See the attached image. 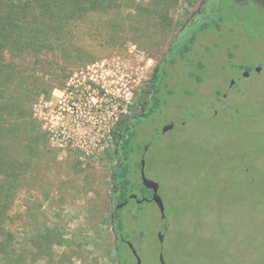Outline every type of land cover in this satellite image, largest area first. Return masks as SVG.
I'll return each mask as SVG.
<instances>
[{
    "label": "rangeland",
    "instance_id": "1",
    "mask_svg": "<svg viewBox=\"0 0 264 264\" xmlns=\"http://www.w3.org/2000/svg\"><path fill=\"white\" fill-rule=\"evenodd\" d=\"M120 4L88 15L64 49L15 62L13 96L23 107L20 120L5 124L9 139L1 156L18 167L22 184L3 209L0 245L16 250L24 264H122L114 225L115 141L140 112L139 96L159 61L219 8L228 16L221 30L199 35L188 55L195 66L179 61L170 69L162 111L138 126L137 142L147 144L138 160L157 184L164 212L152 202L131 204L122 212L124 232L136 250H145L148 264H157L159 251L164 264H264V79L243 81L244 96L232 110L222 105L215 117L211 109L225 80L217 85L221 65L230 52L237 62L244 59L229 29L242 34L234 39L247 48L246 60L255 46L253 62L260 64L264 14L253 5L231 13L227 0ZM96 24L105 28L101 34ZM32 125L45 135L35 154L25 135L14 142L9 134ZM4 180L0 169L1 185ZM48 232L53 244L41 240Z\"/></svg>",
    "mask_w": 264,
    "mask_h": 264
},
{
    "label": "trees",
    "instance_id": "2",
    "mask_svg": "<svg viewBox=\"0 0 264 264\" xmlns=\"http://www.w3.org/2000/svg\"><path fill=\"white\" fill-rule=\"evenodd\" d=\"M121 1L15 0L7 3L5 0H0V147L2 146L0 148V169L5 174L4 183L0 184V219L5 213H3V209L7 204H11L13 194L22 184L21 174H16L15 171L18 167L12 168L11 165H7L1 156L3 153L1 149L5 148L3 145H6L9 139L4 130L5 124L12 125L13 122L20 120L16 114L23 107L17 102L19 99L13 96L15 91L12 90V87L18 80L15 62L24 56L38 58L44 54H50L58 48L64 49L71 42L70 34L75 28L80 31L79 25H82L88 15L93 12L102 15V13L117 9L120 7ZM123 1L124 3L129 2V0ZM178 1L175 0V2ZM241 2L242 0H227V4H230L231 7L228 11L239 12L240 10H235L236 5L239 9L241 8V5H238ZM218 9V13L213 19H208L196 29H191L194 31H189L186 37L177 42L172 50L159 61L151 80L139 96L140 112L132 116L122 126L123 133L116 136L115 151L118 162L113 171V202L124 204V207L121 210H117L115 207L114 225L123 239H128L129 236L124 232L125 222L122 212L129 207L128 205L135 204V201H132L130 197L137 195L138 199L144 200L150 198L152 194V191L147 189L141 180L140 171L143 165L142 160H138V157L139 153L145 150L147 144H138V126L162 111V91L170 69L179 61L195 66L188 55L197 44L199 35L211 28L216 31L221 30V25L226 22L228 16H222L220 14L222 10ZM260 11H264V8H260ZM94 28L96 34H101L105 29L101 24L94 25ZM67 53L69 54V52ZM198 66L204 67L202 64ZM191 78L196 82H202V79L196 74L192 73ZM27 129L21 132L19 128L14 127L9 134L13 135L14 142H18V139L25 135L27 142L29 141L26 149L35 154L39 147L40 137L45 138V135L34 125ZM10 167L15 171L14 173ZM41 240L50 244L54 243L51 232L43 234ZM58 244L61 245L63 242ZM122 246L120 250L122 264H132L124 256L128 249L127 246ZM0 250L3 253L5 264H24L23 256L16 250H11L9 245L1 244Z\"/></svg>",
    "mask_w": 264,
    "mask_h": 264
},
{
    "label": "flooded vegetation",
    "instance_id": "3",
    "mask_svg": "<svg viewBox=\"0 0 264 264\" xmlns=\"http://www.w3.org/2000/svg\"><path fill=\"white\" fill-rule=\"evenodd\" d=\"M238 5H241V8H243V13L245 12L244 9L246 6L250 7L251 5H253V6H256V8L258 9V13L264 14V11H260V7H259L260 5L264 6V0H242V2L238 3ZM236 7L238 8L237 5H236ZM229 12H231V11H229ZM217 13L218 12L215 9V16ZM213 18L214 17H212L211 19H213ZM229 30H230V32L228 33L229 41L233 43L234 48H241L244 51V59L242 62L239 63L235 60V53L230 52L229 53L230 58L227 61H225V64L221 65V71L223 73L221 74V76H219V78H217L218 79L217 85L220 84L219 80H221V79H223V80L225 79V80L222 82L223 88L217 87V89L215 91V101L212 104L213 106H211V109H213V113H214L215 117L218 116L215 113V108H218V110H220L221 109L220 107L222 105H225L224 111L228 112L229 109L232 110L234 107H237L241 98L244 96V90L241 87V84L243 81L250 79V78H253V77L259 78L260 81H262L264 79V59H263V61H260V64H254V62H253V61H255L256 55L258 53V52H256L255 46H254V48L251 49V53L249 55V57L252 58V61H251V59L246 60L245 57L248 56L247 48L239 40L234 39V36L242 37L241 36L242 34H240V35L236 34L237 28H235V29L230 28ZM260 39L261 40H259V44L261 46V49H263L262 53L264 55V38H260ZM261 43L263 45H261ZM249 61H251V62L248 63ZM143 168L141 170V174H142ZM131 200L135 201V203L137 204L136 199L131 198ZM148 202L154 203L153 192H152L150 198L144 199L142 204H137V205L142 206L144 203H148ZM154 204L156 205V203H154ZM114 205L117 206L119 204L114 203ZM130 205H128V206H130ZM165 220H166V218H165ZM158 242L160 244H164L163 239L162 238L160 239L159 236H158ZM121 244L127 246L128 249L126 251L130 252L131 257L127 256L126 251L124 253V256H125V258L129 259V261L132 264H148L149 263V257H145L146 256L145 250H140V249L136 250L128 239L122 238ZM160 258H162L161 257V251H159V253L157 254V264H161Z\"/></svg>",
    "mask_w": 264,
    "mask_h": 264
},
{
    "label": "water",
    "instance_id": "4",
    "mask_svg": "<svg viewBox=\"0 0 264 264\" xmlns=\"http://www.w3.org/2000/svg\"><path fill=\"white\" fill-rule=\"evenodd\" d=\"M171 129H172V125H169V126L164 127L163 130H162V132L163 133H166V132L170 131ZM142 165L144 167V162L142 163ZM141 179H142V184L147 189H149V190H151L153 192V201L158 206L160 213L163 214L164 208H163V204H162V202H161V200H160V198L158 197V194H157L158 193V186H157V184H155L154 182L148 180L145 177L143 171H142V174H141ZM131 198L132 199H136L137 200V204H142L143 203V200H139L138 197H137V195H132ZM123 207H124V204H119V205L116 206V209L117 210H120ZM159 238L161 239V236H159ZM160 260H161V264H164L162 258H160Z\"/></svg>",
    "mask_w": 264,
    "mask_h": 264
}]
</instances>
